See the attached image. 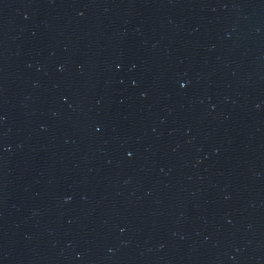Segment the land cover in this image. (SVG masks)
I'll return each mask as SVG.
<instances>
[{
	"label": "water",
	"instance_id": "obj_1",
	"mask_svg": "<svg viewBox=\"0 0 264 264\" xmlns=\"http://www.w3.org/2000/svg\"><path fill=\"white\" fill-rule=\"evenodd\" d=\"M0 264H264V0H0Z\"/></svg>",
	"mask_w": 264,
	"mask_h": 264
}]
</instances>
